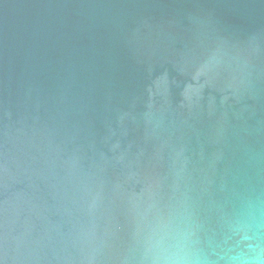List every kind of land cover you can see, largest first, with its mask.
<instances>
[{
    "label": "water",
    "instance_id": "obj_1",
    "mask_svg": "<svg viewBox=\"0 0 264 264\" xmlns=\"http://www.w3.org/2000/svg\"><path fill=\"white\" fill-rule=\"evenodd\" d=\"M264 264V0H0V264Z\"/></svg>",
    "mask_w": 264,
    "mask_h": 264
},
{
    "label": "clouds",
    "instance_id": "obj_2",
    "mask_svg": "<svg viewBox=\"0 0 264 264\" xmlns=\"http://www.w3.org/2000/svg\"><path fill=\"white\" fill-rule=\"evenodd\" d=\"M248 264H254V262H251V261H250V262H248Z\"/></svg>",
    "mask_w": 264,
    "mask_h": 264
}]
</instances>
